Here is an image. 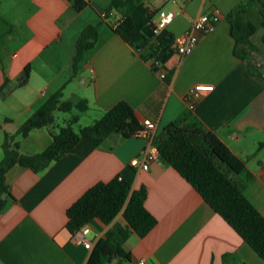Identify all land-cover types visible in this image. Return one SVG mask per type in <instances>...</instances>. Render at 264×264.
Wrapping results in <instances>:
<instances>
[{
	"label": "crops",
	"instance_id": "crops-1",
	"mask_svg": "<svg viewBox=\"0 0 264 264\" xmlns=\"http://www.w3.org/2000/svg\"><path fill=\"white\" fill-rule=\"evenodd\" d=\"M86 1L84 9L75 11L74 0H0V87L5 84L0 95V161L5 136L15 135L60 89L63 99L87 101L78 122L87 118L93 123L123 100L132 107L138 126H155V136L172 122L215 133L245 162L243 172L227 171L228 177L264 216V45L261 35L260 45L254 41L257 25L251 37L256 50L243 60L236 57L227 19L247 0H142L153 15V26L158 11H174L165 28L174 39L201 12L217 8L221 13L211 32L198 33L190 54L174 53L159 70L100 17L112 0ZM87 25L97 26V40L83 51L71 77L75 40ZM26 66L28 81L18 87ZM196 84L212 85L213 90L190 110L185 95ZM52 127H60L56 115ZM15 141L23 152L41 153L51 144L49 128L18 135ZM145 146L141 137L116 134L97 148L80 141L75 151L39 173L12 166L5 175L11 197L0 212V264H87L92 248L86 249L66 229V211L89 188L116 176L132 189L145 187L144 206L156 224L143 237L131 233L123 239L118 234L124 225L121 214L107 226L94 221L86 235L92 247L111 230L128 254V264L141 259L145 264H264L172 167L161 161L147 170L131 167L130 160L141 156Z\"/></svg>",
	"mask_w": 264,
	"mask_h": 264
},
{
	"label": "trees",
	"instance_id": "trees-1",
	"mask_svg": "<svg viewBox=\"0 0 264 264\" xmlns=\"http://www.w3.org/2000/svg\"><path fill=\"white\" fill-rule=\"evenodd\" d=\"M88 5L86 0H74L75 11ZM257 7L259 26L262 29L261 42L264 45V0H247L239 3L228 16L229 34L234 40L233 53L239 59L247 58L256 46L251 37L258 26L248 16L249 8ZM106 11H115L122 20L113 29L125 42L130 43L145 61H153L152 68L159 70L175 53L173 36L165 29L152 37L144 29L153 26V15L142 0H112ZM97 26L87 25L75 40V52L71 63V77L77 73V63L85 50L93 48L97 40ZM157 63V64H155ZM30 68L24 67L17 80V86H24L29 78ZM5 84L0 87L4 94ZM62 90L53 93L18 128L15 135H6L2 144L3 158L0 161V212L7 205L10 194L5 181L6 172L14 165L31 169L35 173L45 170L63 155L75 151L80 141L97 148L110 137L120 134L133 136L140 128L135 122L133 109L126 101L117 102L92 124L74 130L79 115L88 109L84 99H63ZM75 111V113H72ZM55 112L70 113L67 124L57 130L51 128ZM47 127L51 144L41 153L30 154L20 150L16 136H27L31 131ZM160 161L176 170L202 197V199L247 243L264 261V216L245 197L240 186L217 164L227 167L228 172L239 174L245 170V162L237 157L212 131L196 124L184 125L172 122L165 126L154 139ZM146 189L141 186L132 189L125 179L114 177L108 182H99L84 192L66 211V229L74 234L85 224L98 221L109 225L121 214L124 225L118 234L127 238L131 233L145 236L156 224V219L145 208ZM3 195L6 197L3 198ZM115 232L107 230L98 238L90 252L87 264H105L114 260H129Z\"/></svg>",
	"mask_w": 264,
	"mask_h": 264
},
{
	"label": "built area",
	"instance_id": "built-area-1",
	"mask_svg": "<svg viewBox=\"0 0 264 264\" xmlns=\"http://www.w3.org/2000/svg\"><path fill=\"white\" fill-rule=\"evenodd\" d=\"M100 17L109 22L113 29H116L120 24L122 17L115 11H102ZM174 11H158V19L154 25L153 32L157 33L165 29L173 20ZM221 19V13L217 8L207 9L198 14L192 21L190 28L180 37H177L172 44L175 53L180 57L190 54L198 43V33L211 32L216 24ZM157 64V63H155ZM160 77L164 78L165 74L160 73ZM213 90L212 85L196 84L191 87L186 95L185 100L188 108L192 110L196 101H198L204 93ZM133 136L141 137L146 140V146L139 157H134L130 160V166L136 170H147L152 162L160 161L157 147L154 143L155 126L153 124H146L140 127ZM121 180L122 177L118 176ZM91 232V225L85 224L81 229L73 234L74 239L81 242L86 249L92 248V241L86 238ZM138 264H145V260L141 259Z\"/></svg>",
	"mask_w": 264,
	"mask_h": 264
},
{
	"label": "rangeland",
	"instance_id": "rangeland-1",
	"mask_svg": "<svg viewBox=\"0 0 264 264\" xmlns=\"http://www.w3.org/2000/svg\"><path fill=\"white\" fill-rule=\"evenodd\" d=\"M248 16L252 19V21L256 25H259V15H258V9H257V7L251 6L249 8ZM259 30L260 31L254 35V41L258 45H260V37L259 36L261 35L262 29L260 28ZM72 113H75V111H73ZM55 115H56V119H57L58 124H59L60 127L65 126L67 124L68 119L71 116L70 113H63V112H55ZM84 124H88L89 125V124H92V122L91 121H88L87 118L86 119L85 118L84 119L82 118L81 121H79L78 123H76V124L73 125V128H74V130H78V128L80 126H82V125L84 126ZM216 162L224 170V172H227V167L224 164H222L218 160H216ZM118 264H128V263L125 260H123V261H120Z\"/></svg>",
	"mask_w": 264,
	"mask_h": 264
},
{
	"label": "water",
	"instance_id": "water-1",
	"mask_svg": "<svg viewBox=\"0 0 264 264\" xmlns=\"http://www.w3.org/2000/svg\"><path fill=\"white\" fill-rule=\"evenodd\" d=\"M153 29H154V26L150 27L149 29H148V27H147V28L144 29V33H145L148 37H152V36L150 35L149 31H150V30H153ZM5 197H6V196L3 195V198H5Z\"/></svg>",
	"mask_w": 264,
	"mask_h": 264
}]
</instances>
